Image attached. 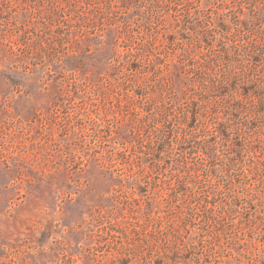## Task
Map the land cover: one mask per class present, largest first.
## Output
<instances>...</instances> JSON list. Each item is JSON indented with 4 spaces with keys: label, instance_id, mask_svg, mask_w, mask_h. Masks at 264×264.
<instances>
[{
    "label": "rangeland",
    "instance_id": "374dc122",
    "mask_svg": "<svg viewBox=\"0 0 264 264\" xmlns=\"http://www.w3.org/2000/svg\"><path fill=\"white\" fill-rule=\"evenodd\" d=\"M0 264H264V0H0Z\"/></svg>",
    "mask_w": 264,
    "mask_h": 264
}]
</instances>
